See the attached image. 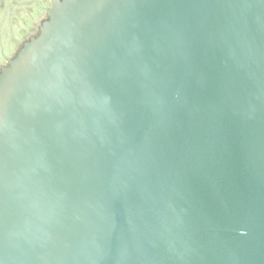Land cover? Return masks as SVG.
I'll return each mask as SVG.
<instances>
[{
  "label": "water",
  "instance_id": "obj_1",
  "mask_svg": "<svg viewBox=\"0 0 264 264\" xmlns=\"http://www.w3.org/2000/svg\"><path fill=\"white\" fill-rule=\"evenodd\" d=\"M0 65V264H264V0H51Z\"/></svg>",
  "mask_w": 264,
  "mask_h": 264
},
{
  "label": "rangeland",
  "instance_id": "obj_2",
  "mask_svg": "<svg viewBox=\"0 0 264 264\" xmlns=\"http://www.w3.org/2000/svg\"><path fill=\"white\" fill-rule=\"evenodd\" d=\"M43 2L44 0H0V55L7 47L16 45L19 39L22 43L32 30H26L25 24L29 23L31 14Z\"/></svg>",
  "mask_w": 264,
  "mask_h": 264
},
{
  "label": "trees",
  "instance_id": "obj_3",
  "mask_svg": "<svg viewBox=\"0 0 264 264\" xmlns=\"http://www.w3.org/2000/svg\"><path fill=\"white\" fill-rule=\"evenodd\" d=\"M49 7V4L47 3L46 8ZM43 16V9H39L36 12L33 11V13L31 14V20L29 21L28 24L26 25V30L27 29H33L34 28V22L35 20H37L38 18H41ZM21 42L20 39L18 40L17 44L11 47H7L6 49H4V51L2 52V54L0 55V64H4L5 63V58L6 57H11L13 56L14 52L16 51V49L20 46Z\"/></svg>",
  "mask_w": 264,
  "mask_h": 264
},
{
  "label": "flooded vegetation",
  "instance_id": "obj_4",
  "mask_svg": "<svg viewBox=\"0 0 264 264\" xmlns=\"http://www.w3.org/2000/svg\"><path fill=\"white\" fill-rule=\"evenodd\" d=\"M47 3L49 4V7H48V8H46ZM51 3H52L51 0H44L43 4H42L41 6L38 7V10H39V9H40V10L43 9V16L45 15L46 11H47L48 9H50V7H51ZM43 16H42V17H43ZM42 17H41L39 20H41ZM36 24H37V22H35V24H34V28L31 30V32H35V31H36ZM29 34H30V33H29ZM29 34H28V35H29ZM27 37H28V36H27ZM0 65H1V64H0Z\"/></svg>",
  "mask_w": 264,
  "mask_h": 264
}]
</instances>
